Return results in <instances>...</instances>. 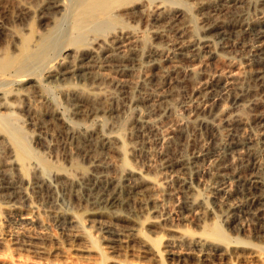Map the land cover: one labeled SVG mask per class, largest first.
Listing matches in <instances>:
<instances>
[{
  "label": "bare ground",
  "instance_id": "bare-ground-1",
  "mask_svg": "<svg viewBox=\"0 0 264 264\" xmlns=\"http://www.w3.org/2000/svg\"><path fill=\"white\" fill-rule=\"evenodd\" d=\"M217 1L219 0H69L70 3H68L69 5L66 9V28H62V22L61 27L60 22L56 21L53 25L54 27L44 33L38 32L33 24H29L26 30L17 27L11 29L12 37L17 40V53L6 51L0 54V85H5L4 88L0 89V264H240V261L243 260L245 264H264V244L255 241L251 234H248L250 232L255 237L264 235L263 177L258 176L256 172L249 177H243L232 160L233 156L231 158L228 156L233 163L229 162L231 160L228 163L222 162L225 158L222 159L223 156L221 157L220 155L221 162L217 158L213 159L206 168L196 166L195 168L191 165L189 157L185 155H183L184 157L170 156L168 154L171 153L167 152V164L165 163V167H168L172 173L176 172L171 175V181L172 183L173 181L179 182V186L183 187V189L181 188L183 195L179 197L176 205V212H180L179 220L188 222L194 220L195 223L197 222L199 229L180 227L174 224L175 218H172L175 213L174 209H172L173 211H161L162 209L159 210L155 207L162 200L159 192L161 190L163 192L164 187L167 188L168 186L165 185L166 183L164 184L162 172L161 175L156 169L153 171L157 172L151 174L152 172L150 173L148 169L141 166V164H137V161L133 162L135 159L131 158L133 160L131 161L130 154L132 150L126 139L128 137L126 135H129L126 130L129 121H135L139 126L138 129L141 128L144 131L148 129L151 133L154 131L155 134L157 132L159 138L163 142H167V145L172 143L178 133L187 136L191 124L193 126L197 124L195 128L198 127L199 123L201 125L206 124V126L216 125V122H214L216 121L215 118H218L217 125L222 121L230 125L244 121L243 115L239 113L241 110L234 113L229 103L228 105L222 103L226 96L223 91L226 93L227 89H236L245 72L248 74L252 73L261 82L264 81V0H223L235 7L238 6V9L246 6L259 10L257 11L259 12L258 15L254 19L239 18V25L244 27L247 32H255L258 38L257 44L251 46L249 50L250 63L247 64L251 68L249 66L247 68V64L244 63L242 68L240 67L238 70L237 68H234L235 70L228 69L229 71L226 70L227 72L220 70L207 74V78L201 80L202 75H206L208 67H205L203 61L197 63L193 60L198 56H205V54L209 55V57L218 55V48H214L213 37L211 36L216 29H224L226 24L224 23L225 21H222L223 19H220L221 16H218L219 19L218 17L209 19V17L204 15L206 14L204 10L212 5L215 6ZM26 10L30 11V7L25 4L22 6L21 12ZM199 11H204L203 15L200 14V16L198 14ZM223 14L225 13L223 12ZM143 18L164 21L166 26L169 24L174 29V34L170 37V40H172L175 47L172 49V47L169 48L167 46L170 43H166V45L156 41L157 37L166 34L165 28H156L153 31H149L147 28H140L141 25L139 24ZM64 24L66 23L64 22ZM235 25H238V23ZM227 31L231 32L228 29ZM170 33H172V30ZM218 34L215 33L214 35L217 36ZM187 49H192L193 52L189 53ZM222 49L224 48L222 47ZM63 51L69 53L72 59L59 58L60 53ZM220 51L222 52L223 50ZM146 58L147 63L153 69H157V76L162 78L160 83L161 81L166 83L171 91L162 92L161 88L162 91L159 90L162 93L155 94L157 98H153L152 94L145 92V87H143L145 84L142 86L144 91L139 90L138 93L136 92L138 91L136 90V85H140L141 79L140 81L130 80L132 78L129 80L123 79L121 82L117 81V85L121 84L120 86L125 90L126 97L122 96L120 92L118 93L127 100V104L125 103L126 101H123L124 103L121 102L126 105L120 109L119 105H117L120 98L115 91L116 87L113 90L109 89V87L107 88V84L106 86L103 85L105 81H114L115 83V80H117L107 72L109 69L106 70L105 67L109 65V62H114L121 70L127 71L129 68L131 69L133 63H142ZM183 59H187L189 63L187 62L184 65L182 63ZM216 59H219V57ZM168 61L171 66L166 69L165 63ZM55 62L57 67H54L53 63ZM237 63L239 64V62ZM93 66H98V68L92 69L94 68ZM120 69L118 70L120 71ZM41 70H44L55 83L63 81L65 85L71 86L73 89H70L74 90V98L77 100L78 106L80 108L86 107L91 111L92 115L94 114V119L85 121L86 119L84 118L81 121H71L65 116L66 114L56 111L55 106L59 103V99L55 96V92L58 87L63 85L59 83L54 86L51 81L43 78ZM76 74H87L90 79L93 78L91 81L95 83L92 86L75 83L73 82V77ZM182 74L185 78L190 77L200 83L199 85L195 83V88L198 85L200 88L204 87L210 92H215V89L220 87L221 92L217 93L219 96H213L214 101L211 104H208L207 101L205 104L203 101L205 104L203 113L214 114V120L209 119L213 116L209 118L200 116L201 114L197 112L198 110L195 111L188 105V112L183 115L181 111H178L180 108L177 109L176 105L170 102L171 98L178 95L175 93V88L176 84L184 79ZM10 78L19 82L24 81L25 85L23 84L24 86L21 89L13 88L10 85V83H13L9 81ZM142 80L144 81V79ZM156 80L158 81V79ZM146 81L148 82L147 79L145 83H147ZM157 81L154 84H157ZM110 83L108 82V84ZM151 84L150 86H152ZM156 87L159 88L161 86ZM27 88H30L28 92L32 89L39 94L40 100L37 105H23L24 101L20 102L19 97L27 94L26 91H23V93L22 90ZM190 88L191 90L193 89L191 86ZM189 91L185 92L189 94ZM241 91H243V88ZM238 93L232 96V99L236 102L240 98ZM179 97L183 96L179 95ZM208 100L210 99L208 98ZM259 101L253 102V107L258 105L262 110L258 114L254 113V115L256 114L255 117L261 123H264V103ZM115 103L117 106L114 105ZM142 103L149 104V109L146 107L148 109H146V112L139 107ZM198 107L200 106L198 105ZM87 109L86 112H88ZM20 110L27 111L31 116L32 123L40 125V135L28 130ZM113 112H116L115 116H111L115 118L114 120L108 118V113ZM168 114L173 115V120L171 121H173L172 124L174 126L163 129L161 120H163L164 115ZM170 119L166 118V122H169L167 120ZM56 126H60V130H57L58 132L55 130ZM216 127L218 128V126ZM64 128L66 133L71 134L77 142H86L90 145V149L88 148L89 157L92 156V163L89 166L92 168L90 170L72 155L67 158L68 164L66 165L59 161L50 160L45 152L33 147L32 138L43 142L48 148H53L54 146L45 140L43 134L47 135L50 133L54 137L60 131H63ZM212 128L211 130H213ZM205 129L208 130V126ZM131 134L133 135V133ZM192 135L190 136L192 137ZM213 138L215 137L213 136ZM157 140L158 138L155 141ZM187 140L183 141L186 143ZM260 141L262 142V144L260 143L261 146H264V132L260 133ZM131 142H129L130 145L133 144ZM133 142L138 141L135 140ZM88 144L87 147H89ZM137 144L135 143L134 145L136 146ZM202 144L204 142L200 143V145ZM144 145L142 144V146ZM139 147H141V144ZM164 149L167 150L165 147ZM101 150L102 152L106 151L104 153L112 151L115 153V157L109 158L106 155L108 157L105 156L106 158H103L102 155L104 154H100ZM148 151L150 152L151 150ZM182 151L183 149L180 152ZM177 154L180 153L178 152ZM150 163L152 164V162ZM151 164L148 165L151 166ZM243 166L240 167L243 168ZM155 167L157 166L155 165ZM260 168L264 169V164ZM162 170L164 169L162 168ZM183 173L190 174V177L183 176ZM231 176H236V179L232 181ZM80 183H83L82 186L86 189V196L79 190L81 188L77 187ZM202 184L207 186L210 193L209 191L204 193L201 190L200 185ZM59 188L66 193V196L68 195L69 198L77 202L83 204L88 201L93 204L91 208L87 207L89 203H87V206L83 205V208L89 210L88 215H86L87 212H85L86 214L79 212L80 209L78 210L77 207L78 211L76 209L73 210L75 206L79 207L80 204L77 205V203L72 209L63 208L58 210L55 216L62 222L61 225L59 224L61 231H58L56 225L51 223L52 221L47 220L46 216L43 217V214L41 215L38 205L28 204L27 208L25 207L26 209L24 204L23 206L21 205L22 200L32 201L33 195L45 199L53 197ZM163 194L166 193L163 192ZM127 195H132L131 199H136H134V204L137 203L140 207L146 208V214L140 217L136 213V207L134 206L133 208V205H130V213L124 214L121 209L128 204L126 200L130 199V197ZM133 195H136V197ZM162 202L165 203V200H162ZM150 204H153V207H150ZM161 207H164V205ZM218 210L220 213L217 212ZM109 215L112 218L114 216L129 222L128 231L123 229L124 226L120 228L115 223L108 222L104 217L108 218L107 216ZM55 216L53 215L54 218H56ZM90 216L93 217L89 218ZM247 220L253 223H251V228L250 222L248 223ZM92 226L98 230L93 231L91 229ZM161 226H168L169 231L172 233L167 236L163 233L156 234L157 227ZM154 227L157 229H154L156 233L153 235L152 228ZM162 230L164 229L162 228ZM252 230L255 232H252ZM247 231L249 232L247 233ZM55 255H62V257L59 258L57 256L58 259L57 257L55 258ZM63 255L71 259L68 261L67 258L65 259L66 261L62 260L61 258L64 259ZM80 256L84 257L86 261L82 262V259L80 261ZM214 257H217V259Z\"/></svg>",
  "mask_w": 264,
  "mask_h": 264
},
{
  "label": "rangeland",
  "instance_id": "rangeland-1",
  "mask_svg": "<svg viewBox=\"0 0 264 264\" xmlns=\"http://www.w3.org/2000/svg\"><path fill=\"white\" fill-rule=\"evenodd\" d=\"M223 0H219V1H217V3L215 4V6L214 5H212V6H210L209 8H206V10H204L205 11V13L206 14H204L206 17H209V19L210 18H215V17H220L221 16V20L222 21H225L224 23H226L225 24V26H224V29H222L221 28V30H220V28H218V29H216L214 32H213V34H212V36L211 37H213L212 39H213V41H212V43H213V46H215L214 48H218V55H216V56H214V57H209V55H206L205 54V56L204 55H201V57L200 56H198V57H196L193 61H196L197 63L198 62H201V61H203V64L205 65V67L208 69V70H210V71H208L207 69H206V75L204 76V75H202V77H201V80L203 79H206L207 78V74H211V73H215V72H217V71H220V70H224L225 72H227V71H229L230 69H234V68H237V70L241 67L242 68V66L244 65V63L245 64H247V63H250V60H249V50H250V47L251 46H253L254 44H257V42H258V38H257V35L255 34V32L253 33V31H246L245 30V28L244 27H242V26H240L239 25V22H240V20H239V18H247V19H254L255 18V16H257L258 15V13L259 12H257V11H259V10H257V9H255L254 7H246V6H242V7H239V9H238V6L237 7H235L234 5H232L231 3H228V2H222ZM222 2V3H221ZM68 3H70L69 2V0H0V54H2V53H4V52H12V53H17V40L14 38V37H12L13 35L11 34V29L13 28V27H17V28H20V29H23L24 28V30H26V28H27V26L29 25V24H33V26L38 30V32H40V33H44V32H47V31H49V29H52L54 26V24H55V22L56 21H59L60 22V24H61V27H62V23H63V27L62 28H66L67 27V6L69 5ZM26 4V6H29L30 7V11L28 10H26V11H24V12H21L22 11V6H24ZM223 4V5H222ZM22 5V6H21ZM66 5V6H65ZM222 7H221V6ZM226 5H228L227 7H226ZM219 6V7H218ZM231 6H233V7H231ZM21 7V8H20ZM213 7H215V8H213ZM213 10H212V9ZM228 8V9H227ZM231 10H230V9ZM233 8V9H232ZM241 8V9H240ZM244 8V9H243ZM216 9V10H215ZM218 9H220V10H218ZM34 10H35V12H34ZM235 12H234V11ZM240 10V11H239ZM242 10V11H241ZM33 11V12H32ZM204 11H199V15L201 14V15H203V13H204ZM221 11H222V13H221ZM226 11H228V12H226ZM28 12V13H27ZM223 12L225 13V14H223ZM238 12V13H237ZM35 13V14H34ZM249 13V14H248ZM222 14V15H221ZM227 14H229L228 16H227ZM235 14V15H234ZM236 14H238V15H236ZM243 14V15H242ZM200 15V16H201ZM215 15V16H214ZM224 15H226V16H224ZM248 15V16H247ZM32 16V17H31ZM230 16V17H229ZM241 16V17H240ZM219 17H218V19H219ZM225 17V18H224ZM234 17H235V19H234ZM253 17V18H252ZM225 19V20H224ZM148 20V21H147ZM236 20V21H235ZM147 21V22H146ZM150 21V22H149ZM62 22V23H61ZM64 22L66 23V24H64ZM149 22V23H148ZM234 22H236V23H234ZM144 23V24H143ZM156 23V24H155ZM159 23V24H158ZM238 23V25H235V24H237ZM232 24V25H231ZM233 24H234V26H233ZM139 25H141L140 26V28L142 27V28H144V29H146L147 28V30H149V31H153V29L155 30L156 28L157 29H159V28H165L164 30H165V32H166V34H164L165 35V37H164V35L163 36H160V37H157L156 38V41H159V42H162V43H164V44H166V43H170V44H166L169 48H171L172 47V49L175 47V45L173 44V42H172V40H170V37L171 36H173V34H174V29L173 28H171V26H169V24H168V26H166V24H165V22L164 21H155L154 19H147V18H143L141 21H140V24ZM144 25V26H143ZM156 25V26H155ZM226 25H228V26H226ZM65 26V27H64ZM151 26V27H150ZM164 26H166V27H164ZM153 27V28H152ZM230 27V28H229ZM238 27V28H237ZM242 27V28H241ZM168 28V29H167ZM171 28V29H170ZM228 30H231V32L230 31H227V29ZM167 29V30H166ZM243 29V30H242ZM171 30H172V33H170L171 32ZM245 30V31H244ZM220 32L219 34H218V32ZM226 31V32H225ZM235 33H234V32ZM237 32V33H236ZM241 32V33H240ZM246 32V33H245ZM218 34L217 36L216 35H214V34ZM244 33V34H243ZM172 34V35H171ZM228 34V35H227ZM215 36V37H214ZM224 36V37H223ZM12 37V38H11ZM164 38V39H163ZM171 41V42H170ZM217 42V44H215L216 42ZM221 44H223V45H221ZM174 45V46H173ZM220 45V46H219ZM217 46V47H216ZM219 46V47H218ZM225 46V47H224ZM227 46V47H226ZM222 47L224 48V49H222ZM187 50H189L188 52L189 53H191V52H193V50L191 49H187ZM220 50H223L222 52H225V53H222ZM226 50V51H225ZM64 53V54H63ZM66 52H62V53H60V57L59 58H67L68 60H71L72 59V57L70 56V54L69 53H66ZM221 53V54H220ZM59 56V55H58ZM57 56V57H58ZM204 56V57H203ZM222 56V57H221ZM219 57V59H216V58H218ZM205 58V59H204ZM221 58H222V61H221ZM223 58H224V60H223ZM201 59V60H200ZM203 59V60H202ZM228 59V60H227ZM231 59V60H230ZM184 60H186V61H184ZM211 60V61H210ZM216 60H219V61H216ZM248 60V61H247ZM204 61H205V63H204ZM220 61H221V63H220ZM225 61V62H224ZM146 62V63H145ZM148 61H147V58L146 59H144L143 60V62L142 63H133L132 65H131V69H132V71H131V69L129 68L127 71H124V70H121L120 69V67H118L114 62H109L108 64L109 65H107V67H105L106 68V70L107 69H111L110 71L109 70H107V72L108 73H110L111 75H112V77H114V79H117V80H115V83H114V81H105L104 83H103V85H105L106 86V84H107V88L109 87V89H113V90H115L117 93L118 92H120L121 94H122V96H124V97H126V94H125V90L120 86L121 84H118L117 85V81H123V79L124 80H129L130 78H132V79H130V80H138V81H140V79H141V81H143L142 79H144V81L143 82H139L140 83V85H136V90H138V91H136L137 93L139 92V90L140 91H144L145 90V92H147V93H149L153 98H157V95H155V94H160V93H162V92H165V91H169L170 90V87L166 84V83H164L163 81H161V83H160V80H162V78L160 77V76H157L158 74H156V72H158L157 71V69H153V67L152 66H150L149 65V63H147ZM187 62L189 63V61L187 60V59H183L182 60V63H184V65L185 64H187ZM227 62V63H226ZM235 62H236V64H235ZM237 62H239V64H240V66H239V64L237 63ZM171 63V62H170ZM209 63V64H208ZM223 63V64H222ZM224 63H226V64H224ZM54 64V67H57V64H56V62L55 63H53ZM144 64V65H143ZM146 64V65H145ZM217 64H218V66H217ZM234 64V65H233ZM222 65V66H221ZM224 65V66H223ZM238 65V66H237ZM142 66V67H141ZM148 66V67H147ZM171 66V64H169V61L168 62H166L165 63V67H166V69H168L169 67ZM220 66V67H219ZM225 66H227L226 68H225ZM233 66V68H231ZM248 66H249V68H251V66L250 65H248L247 64V68H248ZM94 67V66H93ZM113 67V68H112ZM116 67H117V69H116ZM144 67V68H143ZM215 67H217V68H215ZM255 67V66H254ZM96 68H98V66H95L94 68H92V69H96ZM135 69V71H134V69ZM212 68V69H211ZM118 69H120V71L118 70ZM141 69H143V70H141ZM152 69V70H151ZM229 69V70H228ZM150 70V71H149ZM154 70V71H153ZM227 70V71H226ZM235 70V69H234ZM111 71H113V72H111ZM124 71V72H123ZM145 71H149V72H145ZM152 71V72H151ZM134 72V73H133ZM137 72H138V74H137ZM209 72V73H208ZM245 72V71H244ZM251 72V71H250ZM41 73H42V76H43V78L44 79H46V80H49V81H51V83L54 85V86H57V84H59V83H61V85H63V86H61V87H58V89H57V91L55 92L56 94H55V96L56 97H58V99H59V103L55 106V109H56V111H58V112H60V113H64V115L69 119V120H71V121H81V119L82 120H84V118L86 119L85 121H92V119H94V114L92 115V113H91V111H89L86 107H81L80 108V106H78L79 104H77L78 102H77V100L74 98V90H72L73 88L71 87V86H68V85H65L64 84V82L63 81H60V82H56L55 83V81H52L49 77H48V75L45 73V71L44 70H41ZM130 73V74H129ZM132 73V74H131ZM148 73V74H147ZM88 74V73H87ZM87 74H76V75H74V77H73V82H75V83H80V84H84V85H86V86H92V84H94L95 82H93V81H91L93 78H89V76L87 75ZM142 76H141V75ZM144 74V75H143ZM156 74V75H155ZM86 75V77H88L89 78V81H88V78H84V76ZM249 75V76H248ZM141 76V77H140ZM144 76V77H143ZM145 76H147V77H145ZM151 76V77H150ZM243 76V78H241V81L237 84V86H236V89L235 88H233L232 90H228L227 89V94H229V95H227L224 91H223V93H224V95H226L225 96V98H224V100H223V104H227L228 105V103H229V106L231 107V110H232V112L234 111V113H237V112H239L240 110V114H242L243 115V117H244V124H243V122H240V123H234V124H227V123H225V122H221L219 125H217V123H218V118L216 119L215 118V116H214V114H210L209 112H205V113H203V107L205 106V104H206V101H207V103L209 104H211L213 101H214V97H216V96H219V94H217V93H219V91L221 92V90H220V87H217L216 89H215V92L214 91H212V92H210V91H208V89L207 88H200L198 85L200 84L198 81H195L193 78H190V77H184L183 76V74H182V78H184L185 79V81H184V79L180 82V83H177L176 84V88H175V93H177L178 95H175L173 98H171V100H170V102H172V103H174L175 105H176V107H177V109L178 108H180V109H182V110H180V109H178V111H181V113H183V115H186L187 114V112H188V108H187V105L188 106H191L195 111H197L198 113H200L201 115L200 116H207L208 118L209 117H212V118H209V119H212V120H214V118H215V120L216 121H214V122H216L215 124L216 125H207L208 126V130L207 129H205L207 126H206V124H200L199 123V125H198V127H196L195 128V126L197 125V124H195L194 126L191 124L190 125V127H189V133H188V135L187 136H190V135H192V131H194L193 132V135H192V137L190 136V137H187L186 135H181L180 133H178L176 136H175V139L172 141V143L171 144H169V145H167L168 143L167 142H163V140L162 139H160L159 138V135H158V133L156 132V134H157V136H156V134L154 133V131L151 133L150 132V130H146L145 129V131H144V129L142 130L141 128L140 129H138L139 128V126L136 124V122L135 121H129L128 123H127V125H128V127L131 129V131H130V129L128 128H126V130H127V134H129V135H126V139H127V142H128V144H129V146H130V149L132 150L131 151V154H130V159L131 158H133V159H135V161H133L132 159H131V161H133V162H136L137 164H141V166H143V167H145L146 169H148V171H150V173L151 174H154L155 172H157L158 171V173L159 174H161V172H162V179H163V181H165L164 182V184L165 185H168L167 186V188L166 187H164V189H163V192L164 193H166V194H163V192H162V190L159 192V195H161V196H163V197H161L160 196V198L162 199V200H165V203H163L162 202V200H160L159 201V204L158 205H154L156 208H158L159 210L160 209H162L161 211H168V210H171V211H173L172 209H174V214L172 215V218L174 219L175 218V221H174V224H176V225H178V226H180V227H192V228H190V229H197L199 226H198V224H197V222L195 223L194 222V220L192 221H181V220H179V217H180V212L178 211V212H176L177 210H176V205H177V203H178V199H179V197H182L181 195H183V193H182V189H183V187H181V185L179 186V182H176V181H173V183H172V181H171V175H174V173H176V172H173L172 173V171H170L169 170V168L168 167H165V163L167 162V152H169V153H171V154H168V155H170V156H174V155H176V156H183V155H185V156H187V157H189V160H190V163H191V165H193L194 167L196 166V167H200V168H206L207 166H208V164L210 163V162H212V160L214 159H217V158H219V159H217L218 161H220L221 160V157H222V159H224V160H222V162H227L228 163V161L229 160H231L230 158H231V156H233V158H232V160L234 161V163H235V165H237V167H238V170H240V172H241V174H242V176L244 177V176H246V177H249L250 175H252V174H255V172L257 173V175L258 176H261V177H263L264 178V169H261L260 167L262 166V164H264V146L262 145L261 146V144H262V142L260 141V133H262V132H264V123H261L260 121H259V119L257 118V117H255L256 116V114L254 115V113H259L260 112V110H262V108L260 107V106H258V105H254V107H253V102H255V101H261V103H264V81L263 82H261L260 80H258V79H256L254 76H253V74L251 73H246L245 72V74H243L242 75ZM8 77H10V76H8ZM134 77V78H133ZM136 77V78H135ZM152 77H154L153 79H152ZM156 77V78H155ZM49 78V79H48ZM120 78V79H119ZM151 78V79H150ZM160 78V79H159ZM189 78V79H188ZM148 80V82L147 83H145V80ZM156 79H158V81L156 80ZM187 79H188V82H187ZM249 79V80H248ZM10 82L12 81L13 83H10V85L13 87V88H20L21 89V87L22 86H24L25 84L23 83V82H19V81H15V79H11L10 78V80H9ZM15 81V82H14ZM86 81V82H85ZM151 81H152V84H151ZM157 81V84H154L155 82ZM189 81H190V83H189ZM250 83H249V82ZM92 82V83H91ZM108 82H111L110 84H111V86H109L110 84H108ZM150 82V83H149ZM63 83V84H62ZM159 83V84H158ZM198 83V85H197V88H195L196 87V84ZM249 83V84H248ZM24 84V85H23ZM115 84V85H114ZM142 84V85H141ZM143 84H145V86H143ZM149 84V85H148ZM150 84L152 85V86H150ZM165 84V85H164ZM182 84V85H181ZM193 84V85H192ZM27 85V84H26ZM117 85V86H116ZM193 88L192 90H191V88H190V86ZM195 85V86H194ZM247 85V86H246ZM138 86V87H137ZM145 87V89L143 88V87ZM147 86V87H146ZM156 86H161V87H159V88H157ZM242 87L243 88V91H241L242 90V88H240V87ZM5 87V85L4 84H1L0 85V89H2V88H4ZM69 87V88H68ZM111 87H113V88H111ZM116 87V88H115ZM150 87H152L151 89H150ZM167 87V88H166ZM184 87V88H183ZM188 87V88H187ZM237 87H239V89H237ZM70 88H72V89H70ZM115 88V89H114ZM121 88V89H120ZM148 88H149V90H148ZM161 88H162V90H161ZM166 88V89H165ZM179 88V89H178ZM190 88V89H189ZM23 89V88H22ZM30 88H27L26 90H22V92L24 91H26V95H22L21 97L23 98H21V97H19V100H20V102L22 103L23 101V105H29V104H31V105H37L38 103H39V100H40V96H38L39 94H37V92L35 91L34 92V90H30L29 92H28V90H29ZM124 91H123V90ZM142 89H144V90H142ZM162 91H160V90ZM165 89V90H164ZM188 89V90H187ZM219 89V90H218ZM246 89V90H245ZM119 90V91H118ZM151 90V91H150ZM158 90V91H157ZM184 91V92H182V91ZM189 90H191V91H189ZM195 90H196V93H195ZM200 90H201V92H200ZM205 90V91H204ZM237 90V91H236ZM123 91V92H122ZM156 91V92H155ZM160 91V92H159ZM171 91V90H170ZM185 91H189V94H187ZM208 91V92H207ZM229 91V92H228ZM23 92V93H24ZM34 92V93H33ZM152 92V93H151ZM159 92V93H158ZM205 92V93H204ZM210 92V93H209ZM236 92V93H235ZM239 92V93H238ZM243 92V93H242ZM247 92V93H246ZM30 93V94H29ZM31 93H32V95H31ZM123 93H124V95H123ZM185 95H184V94ZM193 93H195V94H193ZM201 93V94H200ZM203 93V94H202ZM212 93V94H211ZM214 93H216V94H214ZM233 93V94H232ZM238 93V95L240 96V98L237 100V102L236 101H234L232 98V96H234V94H237ZM36 94V95H35ZM119 94V93H118ZM121 94H119V101H118V104L117 105H119V108L120 109H122V108H124V106L127 104V100H126V98H124V97H122L121 96ZM207 94H208V96H207ZM231 94V95H230ZM246 94V95H245ZM30 97H29V96ZM35 95V96H34ZM179 95L180 96H183V97H179ZM204 95V96H203ZM224 95H223V97H224ZM32 96V97H31ZM38 96V97H37ZM122 98H121V97ZM178 96V97H177ZM214 96V97H213ZM231 97V98H230ZM24 98H25V100H24ZM175 98H177V100H175ZM180 100H179V99ZM203 98V99H202ZM208 98L210 99V100H208ZM243 98V99H242ZM36 99V100H35ZM124 99V100H123ZM212 99V100H211ZM242 99V100H241ZM255 99V100H254ZM257 99V100H256ZM172 100H174V101H172ZM200 100V101H199ZM243 100H244V103H243ZM250 100H252V101H250ZM126 103L125 105L124 104H122V103H124V102ZM203 101H204V103H203ZM211 101V102H210ZM229 101V102H228ZM250 101V102H249ZM259 101V102H260ZM27 102V103H26ZM122 102V103H121ZM195 102V103H194ZM199 102V103H198ZM225 102V103H224ZM238 102H240V103H238ZM247 102V103H246ZM120 103V104H119ZM179 103V104H178ZM182 103H183V105H182ZM189 103V104H188ZM193 103V104H192ZM252 103V104H251ZM181 104V105H180ZM202 104V105H201ZM234 104V105H233ZM250 106H252V107H250ZM115 106H117L116 105V103L114 104ZM145 105V107H143V106ZM198 105L200 106V107H202V108H200V107H198ZM149 104L147 105V104H144V103H142V104H140L139 105V107H141V109H142V111L144 110V112H146L148 109H149ZM180 106V107H179ZM242 106H243V108H242ZM245 106V107H244ZM248 106V107H247ZM255 106H257V107H255ZM148 109H147V108ZM197 107V108H196ZM248 108V110L250 111H248L247 110V108ZM82 108H83V110H85V111H83L82 110ZM145 108V109H144ZM255 110H254V109ZM257 108H259V109H257ZM86 109H87V111L88 112H86ZM147 109V110H146ZM254 111H253V110ZM258 110V111H257ZM21 111V110H20ZM25 110H22L21 112H20V114L22 115V117L24 118V120L26 121V124H27V128H28V130L30 131V132H32V133H34V134H41V132H40V125H35L34 123H32V120H31V116L29 115V113L27 112V111H25ZM184 111V112H183ZM200 111V112H199ZM236 111V112H235ZM244 111V112H243ZM257 111V112H256ZM85 112V113H84ZM84 115H83V114ZM92 115V117H91V115ZM203 113V114H202ZM246 113V114H245ZM86 114V115H85ZM109 115H108V118L109 119H111L112 118V120H114L115 118L114 117H111V116H115L116 115V112H113V113H108ZM207 114V115H206ZM209 114V115H208ZM245 115H246V117H245ZM251 115V116H250ZM252 115H253V117H252ZM169 116V117H168ZM172 116L173 115H170V114H168V115H164L163 116V120H164V122L162 123V121L163 120H161V125L163 124V129H165L166 127H169V126H174V124H172V122L173 121H171V120H173V118H172ZM88 117V118H87ZM248 117H250V118H248ZM166 118H168V119H170V120H167V121H169V122H166ZM245 118H247V119H245ZM255 118V119H254ZM251 119V120H250ZM258 121H257V120ZM111 120V121H112ZM248 122H247V121ZM254 120V121H253ZM171 121V122H170ZM246 121V122H245ZM131 122V123H130ZM134 122V123H133ZM130 124V125H129ZM172 124V125H171ZM237 124V125H236ZM126 125V126H127ZM164 125H166V126H164ZM204 125V126H203ZM222 125H224V126H222ZM242 125H244L243 127H242ZM137 126V127H136ZM206 126V127H205ZM209 126H211V127H209ZM216 126H218V128L216 127ZM239 126V127H238ZM57 128L55 129L56 131L58 130H60V126H56ZM132 127H134V128H132ZM194 127V128H193ZM200 127V128H199ZM204 128L203 130H202V128ZM213 127V128H212ZM220 127H222V128H220ZM228 127H230V128H228ZM231 127H233V128H231ZM161 128V129H162ZM194 130H193V129ZM211 128L213 129V130H211ZM216 130H215V129ZM220 128V129H219ZM247 128V129H246ZM162 129V130H163ZM198 129V130H197ZM65 130V131H64ZM64 130L63 131H60L57 135H55L54 137L50 134V133H48L47 135L46 134H43V136H44V138H45V140L49 143H51L54 147H55V149H54V147L53 148H48V147H46L45 145H44V143L43 142H40V141H38V140H34V138H32V145H33V147L35 148V149H37V150H39V151H42V152H45V154L47 155V157L50 159V160H52V161H56V162H62V163H64V164H68V160H67V158L70 156V155H72L73 157H75L81 164H83V165H85V166H87L88 167V170H90L92 167H89V166H91V163H92V156L91 157H89L90 156V154L88 153L89 152V149H90V145L88 144V143H86V142H81V143H79V142H77L76 140H75V138H73L72 137V135L71 134H69V133H66V129L64 128ZM133 130V131H132ZM135 130V131H134ZM139 130V131H138ZM201 130V131H200ZM220 130V131H219ZM57 131V132H58ZM136 131H137V134H136ZM142 131H143V133H142ZM163 131H165V130H163ZM191 131V132H190ZM199 131V132H198ZM203 131V132H202ZM210 131V132H209ZM211 131H213V132H211ZM223 131V132H222ZM235 131V132H234ZM64 132V133H63ZM139 132V133H138ZM141 132V133H140ZM215 132V133H214ZM216 132H219V133H216ZM131 133H133V135L131 134ZM209 133V134H208ZM214 133V134H213ZM222 133V134H221ZM61 134V135H60ZM135 134V135H134ZM141 134V135H140ZM259 134V135H258ZM132 135V137H130ZM137 135V136H136ZM145 135V136H144ZM200 135H201V137H200ZM215 137V138H213V136ZM218 135H220V136H218ZM136 136V137H135ZM141 136V137H140ZM144 136V137H143ZM196 138H195V137ZM242 138H241V137ZM257 136V137H256ZM137 137H138V139H137ZM148 137V138H147ZM199 137V138H198ZM238 137H240L239 139H238ZM128 138H130V139H128ZM133 138H135V139H133ZM141 138V139H140ZM145 138V139H144ZM158 138V140L157 141H155L156 139ZM191 138V139H190ZM197 138H198V140H197ZM201 138V139H200ZM254 138V139H253ZM132 139V140H131ZM142 139H143V141H142ZM151 139V140H150ZM160 139V140H159ZM181 139H183V140H187V139H189V140H187L186 141V143H185V141H183V140H181ZM246 139V140H245ZM254 141H253V140ZM259 139V140H258ZM138 141V142H133V141ZM150 141V143H148L149 141ZM153 140V141H152ZM162 140V141H161ZM181 140V141H180ZM132 141V142H131ZM161 142L162 143V145H161V143H159V142ZM193 141V142H192ZM195 141V142H194ZM199 141H200V143H203L204 142V144H202V145H200V143H199ZM246 141V142H245ZM251 141H253V142H250ZM129 142H131V143H133V144H131L130 145V143ZM143 142V143H142ZM146 142V143H145ZM156 142V143H155ZM175 142V143H174ZM177 142H178V144H177ZM181 144H180V143ZM184 142V143H183ZM241 142H242V144H241ZM258 142H259V144H258ZM55 143V144H54ZM77 143H78V145H77ZM137 144L136 146L134 145V144ZM182 143H183V145H182ZM190 143H192L191 145H190ZM195 145H194V144ZM239 145H238V144ZM255 143V144H254ZM86 146H85V145ZM87 144L89 145V147H87ZM140 144H141V147H139L140 146ZM142 144L144 145V146H142ZM176 145V148H175V145ZM187 144V145H186ZM197 144H199V145H197ZM232 144V145H231ZM249 144V145H248ZM254 144V145H253ZM58 146V148H57V146ZM79 145H81V146H79ZM147 145H148V147H147ZM231 145V146H230ZM236 147H235V146ZM256 145H258V146H256ZM85 146V147H84ZM152 146V147H151ZM187 146V147H186ZM191 146H193V147H191ZM196 146V147H195ZM201 146V147H200ZM207 146V147H206ZM235 148H234V147ZM251 146V147H250ZM252 146H254V147H256L255 149H254V147H252ZM83 147V148H82ZM149 147H151V148H149ZM153 147H155V148H153ZM162 147V148H161ZM164 147L167 149V150H165L164 149ZM172 147V148H171ZM188 147H190V148H192V149H190V148H188ZM233 147V148H232ZM249 147V148H248ZM87 150H86V149ZM89 148V149H88ZM159 148H160V150H159ZM199 149V150H197V149ZM253 148V149H252ZM83 149V150H82ZM175 149V150H174ZM183 149V151L182 152H180L181 150ZM186 149V151H184ZM204 149V150H203ZM207 149H208V151H207ZM251 149V150H250ZM53 150V151H52ZM147 150H151L150 152L148 151L147 152ZM164 150V151H163ZM172 152H171V151ZM178 150V151H177ZM189 150V151H188ZM255 150V151H254ZM58 151V152H57ZM85 151H87V152H85ZM154 151V152H153ZM175 151V152H174ZM206 151V152H205ZM249 151H251V152H249ZM104 152H106V151H103L102 152V150H101V152H100V154L101 153H103L104 155H102L103 156V158H106V157H108L109 156V158H114L115 157V153L114 152H107V153H104ZM162 152H164V153H162ZM166 152V153H165ZM179 152L180 154H177V153ZM187 153V155H186V153ZM194 152V153H193ZM201 152V153H200ZM255 152V153H254ZM88 153V154H87ZM109 153H111V154H109ZM154 155H153V154ZM182 153V154H181ZM193 153V155H191ZM195 153H197V154H195ZM215 153V154H214ZM223 153V154H222ZM252 153H254L253 155H252ZM189 154V155H188ZM202 154H204V155H202ZM229 154V155H228ZM256 154V155H255ZM106 155H108V156H106ZM110 155H112V156H110ZM161 155V156H160ZM197 155V156H196ZM199 155V156H198ZM221 155V157H219ZM226 155H227V157H226ZM106 156V157H105ZM196 158H195V157ZM225 156V157H224ZM230 158H229V157ZM184 157V156H183ZM200 157V158H199ZM202 157V158H201ZM256 157V158H255ZM163 158H164V160H163ZM258 158V159H257ZM199 159V160H198ZM242 159V160H241ZM197 160V161H196ZM229 161L230 163H233V161ZM235 160H237V161H235ZM154 161H156V162H154ZM195 163H193V162ZM256 161V162H255ZM262 163H261V162ZM150 162H152V164L154 165H152ZM198 162V163H197ZM221 162V161H220ZM236 162H239V163H236ZM255 162V163H254ZM145 163V164H144ZM193 163V164H192ZM245 163V164H244ZM261 163V164H260ZM151 164V166H149V165ZM167 164V163H166ZM247 164V165H246ZM253 164H255V165H253ZM155 165L157 166V167H155ZM161 165V166H160ZM199 165V166H198ZM202 165V166H201ZM244 165V166H243ZM253 165V166H252ZM261 165V166H260ZM149 166V167H148ZM240 166H243V168L242 167H240ZM195 167V168H196ZM244 167H245V169H244ZM247 167H248V170H247ZM256 167V168H255ZM151 168V169H150ZM162 168L164 169V170H162ZM194 168V169H195ZM240 168V169H239ZM259 168V169H258ZM157 169V171H153V170H156ZM244 169V170H243ZM259 171H258V170ZM152 170V171H151ZM160 170H162V171H160ZM160 171V172H159ZM244 171V172H243ZM252 171V172H251ZM253 171H254V173H253ZM258 171V172H257ZM166 172H167V174H166ZM263 173V174H262ZM244 174V175H243ZM166 177V178H164V177ZM167 176H168V178H167ZM170 176V177H169ZM183 176H186V177H190V174H184L183 173ZM203 178H205V176H203ZM231 178H232V181H234V179H236V176H231ZM230 178V179H231ZM168 180V183H167V180ZM170 181V182H169ZM171 185H170V184ZM175 183V184H174ZM83 184V183H82ZM82 184L80 183V184H78L77 185V187L79 188H81V189H79L81 192H82V194L84 195V196H86L85 194H86V189L82 186ZM170 185V186H169ZM203 185V184H202ZM200 185V188H201V190L204 192V193H206L207 191H209V189L207 188V186L206 185ZM205 186V187H204ZM83 188V189H82ZM171 188V189H170ZM182 188V189H181ZM170 190V192H169V190ZM167 190H168V192H167ZM162 192V193H161ZM208 193V192H207ZM209 193H210V191H209ZM57 194V195H56ZM56 194L53 196V197H49V198H38V197H36L35 195H33V197H32V201H21V205L23 206V204H24V208L26 207L27 208V206H28V204H31V203H33V204H35V205H38L39 207H40V212H41V215L44 217V216H46L45 218L47 219V220H49L51 223H53V224H55L56 225V228L58 229V231L60 230L61 231V229L59 228V224L61 225V221L59 220V218L58 217H56L55 216V213L58 211V210H60V209H72L76 204L75 203H77V205H79V207L78 206H75L74 208H73V210H75L76 209V207H77V209L79 210V212H83V214L85 213V212H87V214L86 215H88V211L89 210H87L86 208H83L84 206H87V203H89L88 204V206L87 207H93V204H92V202L90 203V202H88V201H85V203H81V202H77V201H75L74 199H72V198H69V196L67 195L66 196V193L61 189V188H59V189H57V191H56ZM127 196H129L130 197V199H127L126 201H128L127 203L128 204H126L125 205V207L123 206V208L121 209V211L124 213V214H128V213H130L129 212V210H131L130 209V205H133V208H134V206L136 207L135 209L137 210L136 211V213L140 216V217H142L144 214H146V208H142V207H140L137 203L136 204H134V199L135 198H133V199H131V196L132 195H127ZM134 197H136V195H133ZM167 196V197H166ZM69 199H68V198ZM159 198V199H160ZM164 198V199H163ZM166 198V199H165ZM136 200V199H135ZM24 202V203H23ZM132 202V204H130ZM161 202H162V204H161ZM86 204V205H85ZM84 205V206H83ZM138 205V206H137ZM152 205V206H151ZM164 205V207H161V206H163ZM174 206V207H173ZM150 207H153V204H150ZM25 208V209H26ZM81 208H83V209H81ZM140 208H142V209H140ZM168 208V209H167ZM76 209V211H78ZM145 209V210H144ZM167 209V210H166ZM142 211V212H141ZM144 211H145V213H144ZM46 212V213H45ZM218 213H220V211L218 210L217 211ZM134 214V213H133ZM53 215L56 217V218H54L53 217ZM91 217H93V216H90L89 218H91ZM108 218H106V217H104L106 220H108V222L110 221V222H112V223H115L118 227H120V228H123V226H124V230L125 231H128V227H129V222H127V221H124V220H122V219H119V218H117V217H114L113 216V218H112V216L111 215H109V216H107ZM51 219V220H50ZM56 220V221H55ZM59 220V221H58ZM179 220V221H178ZM115 221V222H114ZM117 221V222H116ZM177 221V222H176ZM56 222V223H55ZM185 222H187V223H185ZM247 222L249 223L250 221L249 220H247ZM119 223V224H118ZM121 223V224H120ZM179 223V224H178ZM190 223V224H189ZM252 222H250V228H251V225L253 224H251ZM123 224V225H122ZM58 225V226H57ZM122 225V226H121ZM195 225H197V226H195ZM249 225V224H248ZM127 226V227H126ZM170 226V225H169ZM164 229V230H162V228ZM161 227H157L158 229H159V231H158V229L156 230L155 229V227L154 228H152L153 229V235L156 233V231H157V233L156 234H158V233H163V234H165L166 236L168 235V234H170V233H172L171 231H169L170 229H168V226H161ZM167 228V229H166ZM93 231H95V230H98V229H96L94 226H92V228H91ZM156 231H155V230ZM199 229V228H198ZM168 231V232H167ZM97 232V231H96ZM96 232H94V233H96ZM249 231H247V233H248ZM252 232H255V231H253L252 230ZM248 234H251V237L255 240V241H258V242H260L261 244H264V235H262V236H260V237H255V235L254 234H252V233H248ZM258 238V239H257ZM261 238V239H260ZM53 257H54V255H52ZM58 255H55V258L57 257ZM59 258L60 257H62V255H59L58 256ZM57 257V258H58ZM63 257H64V259L63 258H61L62 260H65L66 258H67V256H64L63 255ZM58 258V259H59ZM215 259H217V257H214ZM71 258H67V261L68 260H70ZM80 261H81V259L83 260L82 262H84V261H86V260H84L85 258L84 257H81L80 256ZM66 261V260H65ZM240 264H245L244 263V260L243 261H240Z\"/></svg>",
  "mask_w": 264,
  "mask_h": 264
}]
</instances>
